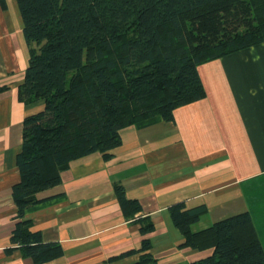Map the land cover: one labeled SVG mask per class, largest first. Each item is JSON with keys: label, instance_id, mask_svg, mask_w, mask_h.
Returning <instances> with one entry per match:
<instances>
[{"label": "trees", "instance_id": "trees-1", "mask_svg": "<svg viewBox=\"0 0 264 264\" xmlns=\"http://www.w3.org/2000/svg\"><path fill=\"white\" fill-rule=\"evenodd\" d=\"M15 1L29 46L19 100L43 101L44 109L23 121L20 182L12 188L16 247L7 252L48 264L62 249L30 231L25 211L38 203L36 195L58 186L75 160L97 153L110 159L123 128L155 116L172 122L176 108L202 100L198 65L264 43V0ZM115 194L126 217L141 210L122 187ZM204 212L169 208L186 247L212 250L191 264H264L248 213L192 234ZM138 222L143 236L154 231L149 220ZM149 248L143 240L139 251ZM137 264L154 260L144 256Z\"/></svg>", "mask_w": 264, "mask_h": 264}, {"label": "crops", "instance_id": "crops-1", "mask_svg": "<svg viewBox=\"0 0 264 264\" xmlns=\"http://www.w3.org/2000/svg\"><path fill=\"white\" fill-rule=\"evenodd\" d=\"M0 4V264H34L11 236L17 209L12 188L20 182L16 157L26 117L43 101L24 103L19 89L29 46L15 0ZM205 97L173 111V121L143 119L120 131V145L104 160L92 154L71 162L58 186L38 193L25 218L44 243L62 256L48 264H191L212 254L185 246L169 208L204 209L192 234L248 213L264 252V43L197 67ZM141 210L126 217L115 187ZM154 231L140 233L139 220ZM148 240L150 248L140 252ZM133 254H128V253ZM127 254V255H125Z\"/></svg>", "mask_w": 264, "mask_h": 264}]
</instances>
